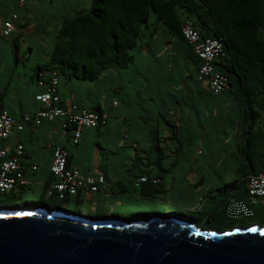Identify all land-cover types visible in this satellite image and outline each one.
Returning a JSON list of instances; mask_svg holds the SVG:
<instances>
[{
  "label": "trees",
  "instance_id": "16d2710c",
  "mask_svg": "<svg viewBox=\"0 0 264 264\" xmlns=\"http://www.w3.org/2000/svg\"><path fill=\"white\" fill-rule=\"evenodd\" d=\"M87 6L88 9H77L71 14H59L53 24L52 19L45 20L43 26L50 31L34 46L38 60L42 61H36L32 69L35 85L39 86L40 78L48 82L51 72L57 74L59 84L61 81H96L108 70H114L120 79L113 90L121 95L127 108L144 100L151 101L152 108L159 106L165 95L169 96L167 101L174 100L181 107L178 123H171L161 111L153 110V115L142 116L140 111L132 115L130 110L123 122L128 127L124 128L129 130L132 126L137 134L142 130L146 133L129 145L133 154L124 168L127 180L112 181L109 191L113 195L120 192L135 197L134 203L169 207L176 215L178 212L186 215L189 207L166 197L167 175L188 157L186 152L195 142L212 147L217 144V134L213 132L223 130L227 139L228 127L232 126L235 150L224 154L225 149L212 147L208 152L218 168L222 166L221 156L227 164L233 162L232 170L223 168L231 179L226 180L223 173L214 168L221 183L215 181L200 201L204 205L208 197L216 194V189L221 191L215 211L226 216L223 208L226 200L230 197L247 199L248 175L264 170V0H88ZM9 15L0 14L3 18ZM185 20L193 24L202 38L215 37L223 43V53L214 65L227 76L229 86L219 94L209 90L206 78L197 77L200 59L182 33ZM21 38V34H16L10 40L12 68L22 58L26 60L20 51ZM31 50L32 47H26L25 52ZM145 58L151 75L139 69V60ZM169 79L174 81L180 96L167 91L172 85ZM4 89L0 91V102L5 96ZM42 91L41 87L39 94ZM74 101L83 105L82 101ZM195 101L201 104L200 108ZM93 109L103 118L97 126L86 128L99 130L107 123V116L99 107ZM205 110L208 112L203 113ZM198 152L202 150L199 148ZM255 159L262 169L253 167ZM141 177L144 179L139 180ZM103 178L102 184L106 181ZM51 180L48 173V179L38 188L31 183L16 186L18 194L9 197L12 202L0 207H30L29 201L22 199L23 194L29 190L46 194ZM98 191L109 192L99 186L95 192ZM80 192L64 198L55 194L48 197L78 209L75 213L65 212L79 214ZM15 197L19 198V203L14 201ZM38 204L34 202L33 206ZM39 205L48 207L44 202ZM238 224L247 223H232L224 229Z\"/></svg>",
  "mask_w": 264,
  "mask_h": 264
},
{
  "label": "water",
  "instance_id": "95a60500",
  "mask_svg": "<svg viewBox=\"0 0 264 264\" xmlns=\"http://www.w3.org/2000/svg\"><path fill=\"white\" fill-rule=\"evenodd\" d=\"M0 264H264V223L218 230L173 213L121 220L0 207Z\"/></svg>",
  "mask_w": 264,
  "mask_h": 264
},
{
  "label": "crops",
  "instance_id": "0c3cea01",
  "mask_svg": "<svg viewBox=\"0 0 264 264\" xmlns=\"http://www.w3.org/2000/svg\"><path fill=\"white\" fill-rule=\"evenodd\" d=\"M67 1L68 3L70 2V0ZM80 1L86 2L88 5V0ZM52 2L53 0H25V2L20 5L16 3V0H0V14L4 12L6 14H17L14 20L15 28L10 35L3 34L0 29V91L5 88V96L0 102V109L4 108L8 110L15 120L11 132L4 143L10 150L17 144L23 145L24 149L21 160L26 166L24 170L25 175L31 179V184L37 186L36 188L43 185L44 181L48 179L49 166L52 159L51 151L53 146L59 145L68 153V167L75 168L88 175H102L106 178V181L104 184H99L98 186L100 188H106V190L109 191L112 181H118L123 175L125 177L124 168L129 163V158L133 154V149H131L129 145L134 144L136 139L143 138L146 131L142 130L139 134H133L130 129L127 130L124 126L117 128V125H115L116 131L112 134L113 140H115V149H112V146L107 145V147H105L102 141H100L99 136L103 134L100 128L99 130L85 128L82 130L78 142L74 143L71 129L63 127V118L59 117L53 120L45 119L38 125L24 123L22 121L23 113L32 112L40 106V102L37 99V94H39L40 91L34 88L35 84L32 82L33 80L31 78L33 73L27 75L19 72V66L17 64L14 67L16 71H18V73L15 74L17 76L14 86L11 83L12 77H7L9 67L12 68L10 58L8 57L11 54L10 48L8 47L11 37L16 34L22 35L20 51L25 50L30 44L35 46L43 39L45 32L47 33L50 31V29L43 26L45 20L52 19V16L57 17L59 14L66 13L65 9H63V11L53 12L51 8ZM75 10L77 9H73L66 14H71ZM20 11L22 13H19ZM44 74L45 73H43V76ZM7 82L8 85L6 86L5 84ZM74 85L75 82L73 81L60 82L57 87L58 93L66 98L72 100L76 99L81 102L80 97L76 95V89H73ZM65 86L69 87L68 95H65L63 90H61V87ZM114 101L115 100H113V102ZM107 102L108 110H110L112 106H117L120 103L116 101V103L113 104L110 100ZM197 103L198 102H196V104ZM173 104H176V106ZM197 105L200 108L201 104L198 103ZM86 107L91 109L99 107L103 113L108 116V111L104 109L105 107L102 108L99 102L91 107ZM180 109L181 107H179L174 100H170V104L165 106L166 112H164V115L166 117L168 116L167 119L171 123H178L181 116ZM205 112L207 113L208 111H203V113ZM140 114L145 116L142 113ZM127 116L128 115H125L123 119L122 116H118L117 123L126 121ZM106 126H108L107 123L105 124V127ZM121 131L124 132L123 138H116L118 134L120 135ZM112 136L109 137V139L112 138ZM198 145L199 142H195L193 145L194 147L186 152L188 157L181 161V163L167 175L165 188L168 191L166 197L170 200L176 201L181 197L184 199V196H187L194 204H200V201L204 200V195L214 186L213 182L216 178L206 177L203 172L204 169L209 170L211 167L218 169L214 161L210 162L208 158V161L205 159L202 161H206V163L203 164L198 161L196 165L198 168L194 170L193 164L196 161V157L204 153L198 152ZM119 152H122L124 157V162L121 165H119L120 161L115 159L114 156ZM206 155H209V153ZM103 159H105V161L103 165H101ZM32 164H36L37 169L32 170L30 168ZM121 173L122 175H120ZM198 180H201L199 184L197 183ZM194 184H196V187H194ZM104 194L108 196L113 195L110 194V191ZM194 204L183 205L193 208L195 207Z\"/></svg>",
  "mask_w": 264,
  "mask_h": 264
},
{
  "label": "rangeland",
  "instance_id": "374dc122",
  "mask_svg": "<svg viewBox=\"0 0 264 264\" xmlns=\"http://www.w3.org/2000/svg\"><path fill=\"white\" fill-rule=\"evenodd\" d=\"M51 8L53 12H59L65 9V12L69 13L73 9H88V6L86 2H83L80 0H70L69 3L67 0H53ZM19 13H22V12L20 11ZM54 20H56V16H52V24L54 23ZM8 47L10 48V45ZM29 47H32L31 52H28V51L25 52V50L21 51V53H25V56L24 55L23 56L26 58V60L22 58L17 63L19 66V72L25 73L27 75H30L33 73L32 69L36 61L42 62L41 60H38L37 52L34 46L30 44ZM8 57L10 58V63L13 65L12 55L10 54V56ZM139 63H140L139 69L151 75L149 73L150 71H149L148 65L145 64V63H148V60L146 58L140 59ZM164 65H162V67ZM8 70L9 71H8L7 77L9 76L12 77L11 83L14 86L16 83V76H17L15 74H17L18 71H16L15 68H11V67H9ZM172 74L174 75L175 78L177 77L176 72ZM119 79H120V76L117 71L108 70L107 72L102 74L99 77V79L96 81H92V82L76 81V80L73 81L75 82L73 89H76L77 91L76 95L80 97V100L82 101L83 104L87 106H92V105H95V103L99 102L100 105H102V108L105 107L104 109L108 111V116H107L108 126L105 127V125H103L100 127V131H103V134L99 136V138L105 147H107V145L112 146V149H115V145H114L115 140H113V136H112V134H114V132L116 131L115 125H117V128L118 127L121 128L122 126L128 127L126 123H123V122L117 123L118 116H122V119H123L125 115L130 114V110H131L132 115L136 114L138 111H140L139 113H142L143 115H147L149 113L153 115L152 113L153 110L157 112L161 111L162 113H164L166 112L165 104L166 105L170 104V100L167 101V98L169 96L165 95L163 102L162 103L160 102L159 106L153 105V108H152L151 107L152 102L144 100V101H141L140 104L137 103L134 106L127 108L125 103H123V99L121 98V95L117 94V92L113 90L114 86H118ZM167 81L168 83L172 84L167 88V91L169 93L171 92L174 93L175 96H180V93L176 85H173L172 83L174 81L172 79H169ZM202 84L203 86L205 85L204 82H202ZM34 88H36V90L38 89L39 91H41L40 86L34 85ZM61 90H63L65 95H68L69 87H66V86L61 87ZM108 100H110L111 103L113 102V100L117 102L119 101L120 103L117 106L115 105L112 106V108L108 110V106H107ZM173 105L176 106V104H173ZM129 128L133 134H136L134 130L132 131V128H133L132 126H130ZM219 129H222V128H219ZM231 131H232V126L231 127L229 126L228 131H227L229 136L226 139V135L223 130H220V131L215 130L213 133L216 132L217 134L215 137L217 144L211 145V146L216 148V150L217 148L225 149L226 152L222 151L224 152V154L227 153L228 150L233 149L235 147V140H234L235 138ZM123 133L124 132L121 131L120 133L121 136L118 134L116 138H120V137L123 138ZM111 136L112 138L109 139V137ZM198 147L204 153L196 157V161L193 164L194 170L198 168L196 167V165L198 164V161H200L201 164L206 163L208 159L210 162H213V159L210 157V155H206L210 151V149H212V147H209L208 145L202 142L199 143ZM234 150L235 149L231 151L233 152ZM114 156H115V159H118L120 161L119 165H121L124 162V157H123L122 152L121 153L119 152L118 154ZM221 158H222V161H220V164L222 166L219 167L218 169L215 168L216 169L215 171L218 170L222 172L223 173L222 176L226 180L230 181L231 177H229L228 174L226 176V174L223 172V168L224 166H226V169H228V171L232 170L233 166L231 165L233 164V162H230L227 164L223 159L224 156L223 157L221 156ZM204 159L206 161L202 162ZM252 165L257 170L262 169L260 162L256 159L253 161ZM213 169H214L213 167L209 168V170L204 169L203 172L206 175V177L216 178L215 181H218L219 183H221V179H219L215 175V171H213ZM120 175H122V173ZM235 175L236 174L234 173V176ZM238 177L239 176H237L236 179H238ZM127 178L128 176L124 177L123 175L121 180H127ZM215 181L213 182V184L215 183ZM215 193L216 194L214 196L207 198V201L204 203V205L203 203L194 204V202L190 201V198L187 196H184V199H182L183 197L179 198L178 200H176L177 202L186 204V205L194 204L195 207L188 208L189 212H186L187 213L186 215L182 214L181 212H178L177 216L182 217V215H185V217L183 218H186V219L189 218V220L195 222L197 225H200L202 227H208V228L212 227L218 230L224 229L226 225H229V224L231 225L232 223L250 224L253 220H258L260 222L264 221L263 220L264 218L262 217L264 215V203H260V202H256L254 205L249 206L251 209L250 215H246V216L241 215L235 218L223 216V214L221 212H218V210L215 211V207L219 203L218 200L219 198L222 197V192L216 189ZM17 194H18L17 187H14L9 191L0 193V206L9 205V203L12 202V200L9 197H11L12 195H17ZM79 197L81 199V204H80L81 208L78 213L81 215L89 216V217H109V218L111 217V218H118L121 220H130V219L138 218V217H147V215L150 216V215H161V214L171 215L172 214V210L169 207H160V206L153 205L147 202L145 203L142 202L140 204L134 203L135 197L130 198L129 195H126L125 193H120V192L116 193L115 195L108 196L101 191L99 192L82 191L79 193ZM22 199L29 201L31 206L34 205V202H38L39 204H42L44 202L48 205V208H59L64 211H71L73 213L78 211V209L75 208L74 206H71V205L68 206L65 204L63 205V204H60L59 202H55L53 198L48 197L45 193L41 195L39 192L35 193L29 190L23 194ZM14 201L18 203L20 202L18 197H15Z\"/></svg>",
  "mask_w": 264,
  "mask_h": 264
},
{
  "label": "built area",
  "instance_id": "2783aa9c",
  "mask_svg": "<svg viewBox=\"0 0 264 264\" xmlns=\"http://www.w3.org/2000/svg\"><path fill=\"white\" fill-rule=\"evenodd\" d=\"M23 4L25 0H16ZM16 13L3 18L0 16V29L8 35L15 28L13 20ZM182 33L187 42L193 47L194 53L200 59L197 77L206 78L208 88L213 94H219L228 88L227 76L216 69L214 61L223 53V43L215 37L202 38L198 30L193 27L189 20L182 25ZM58 76L55 72L49 73L48 82L42 78L38 85L43 91L38 95L40 106L32 112L22 114V121L33 125L40 124L43 120H53L55 117L63 118V127H70L73 142L80 138L81 131L86 127L97 126L103 117L94 110L89 109L72 99H62L58 93ZM116 101H114V104ZM15 120L6 109L0 110V193L11 190L20 185L31 183V179L25 175V165L22 163L23 145L17 144L12 150L5 145ZM52 159L49 173L52 180L46 189V195L55 194L58 198H64L67 194H75L79 190L95 192L98 184L104 182L102 175H88L75 168L67 166V151L59 145L53 146ZM32 170L37 169L36 164L30 165ZM141 177L139 180H143ZM138 180V181H139ZM247 199L230 197L224 203L226 216L235 218L241 215H250L249 206L256 202L264 203V170L253 172L248 175L246 181Z\"/></svg>",
  "mask_w": 264,
  "mask_h": 264
},
{
  "label": "flooded vegetation",
  "instance_id": "af4514ba",
  "mask_svg": "<svg viewBox=\"0 0 264 264\" xmlns=\"http://www.w3.org/2000/svg\"><path fill=\"white\" fill-rule=\"evenodd\" d=\"M263 218H264V215L262 216ZM264 220V219H263ZM253 222H258V223H260V224H262L263 222H260V221H258V220H254ZM252 223V222H251Z\"/></svg>",
  "mask_w": 264,
  "mask_h": 264
}]
</instances>
